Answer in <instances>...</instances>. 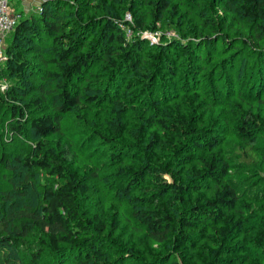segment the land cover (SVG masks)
I'll list each match as a JSON object with an SVG mask.
<instances>
[{
  "label": "trees",
  "instance_id": "1",
  "mask_svg": "<svg viewBox=\"0 0 264 264\" xmlns=\"http://www.w3.org/2000/svg\"><path fill=\"white\" fill-rule=\"evenodd\" d=\"M84 1L86 6L80 7L78 15H86L92 4V0ZM137 1L139 5L151 6L150 17L156 21L169 20V23L175 22L178 16L180 19L179 12L186 4V0ZM137 1L133 2L132 9L139 8ZM212 2L226 15H235L239 23L256 34V39H264V0ZM52 3L44 1L39 15L20 20L6 40L4 52L8 60L0 67V79L8 81L6 90L2 91L0 85V144L19 142L25 149L21 154L0 153V264H24L16 260V254H20L25 239L36 233L40 234L42 247L28 255V264H117L106 255L103 247L104 242L109 241L104 222L90 218L80 210V202L90 192L87 176L71 172L66 162L68 150L53 148L48 142L63 134L67 115L105 99L101 84L109 79V74L111 79L118 75L121 66L118 62L135 65L140 46L150 44L139 37L127 40L116 24L123 18L111 7L105 11L102 22L100 17L84 21L69 14L70 3ZM136 22L137 30L143 28V19L137 17ZM201 27L207 43H203L197 56L195 53L191 56L199 67L187 68L188 73L181 78V85L170 86V98L166 99L164 106L160 108L156 104L149 113L134 110L139 114L138 126L132 131L133 139L123 140L126 126L123 117L127 115L128 107L114 101L112 117L107 121L110 134L100 133V138L102 143L116 147L112 153V160L116 162L146 145L145 155L147 152L155 154L154 150L158 148L172 153L163 166L143 159V164L122 174L129 179L124 192L126 198L131 199L138 231L150 242L143 240L145 244L161 245L182 237L181 244L192 245L194 249H189L194 252L203 242L217 241L218 244L211 246L205 243L199 253L193 254L200 257L197 264H245L253 248L264 253V224L257 225L253 213V205L264 202V182L258 174L264 156L256 146L262 129L259 121L251 115L235 119L233 129L228 127L229 119L224 114L218 115V120H212L210 124L199 126L196 124L199 117L194 110L200 109V100L182 102L184 96L181 93L195 92L193 96H198L204 77V67L200 66H207L219 39H222L214 38L221 34L217 31L221 26L210 16L203 18ZM89 33H96L98 37L88 50ZM44 39L46 42H42ZM241 40L245 44L248 42L247 39ZM175 46L182 53L191 47L178 40L173 41ZM46 52L47 56L50 55L48 58ZM99 53L111 70L105 77L91 72ZM33 59L37 61L32 64ZM37 62L41 70L36 74L39 81L34 82L32 77L36 72L34 68H38ZM153 65L160 66L157 62ZM228 66L232 67H216L223 79ZM152 77V74L145 77L146 88L152 85ZM222 87L223 84L218 82L214 92L204 97L200 104L209 108L216 98L224 102L225 97L220 95ZM160 91L163 97L168 93L165 86H161ZM241 95L242 92L237 97ZM189 112L194 113L190 119L186 118ZM230 130L240 144L234 140L232 156L223 157L224 136ZM233 154L236 160L232 159ZM179 165L190 167L181 174L182 169L176 170ZM237 167L241 171L250 170V175H232L231 170ZM165 173L175 181L168 183L163 177ZM40 174L50 183L40 187L39 198L33 202L25 196L31 192V182L34 183ZM147 176L156 179L158 187H148L141 196L133 197L137 184L144 188ZM178 176L184 181H178ZM207 193L210 196L206 197ZM230 239L234 243L228 246ZM250 241L255 242L249 245ZM169 257L168 263L178 264L174 254ZM157 262L155 264H160Z\"/></svg>",
  "mask_w": 264,
  "mask_h": 264
},
{
  "label": "rangeland",
  "instance_id": "2",
  "mask_svg": "<svg viewBox=\"0 0 264 264\" xmlns=\"http://www.w3.org/2000/svg\"><path fill=\"white\" fill-rule=\"evenodd\" d=\"M44 1L46 2V0ZM51 1L53 3L55 1L70 3L69 14H74V17L79 16L84 21L101 18L99 21L102 22L105 11L111 7L114 13L120 14L123 18L119 20L120 22L117 20L116 24L126 34L127 40L139 37L150 44V46L147 44L140 46V50L134 59L137 62L134 63L135 65L130 66L129 64L118 62L119 66L121 65L118 75H113L111 79L109 74L110 80L106 79V82L101 84L102 89L105 90V99L97 103V105L83 106L79 112L67 115L63 123V134L50 139L48 142L49 146L51 145L53 148L59 150L67 149L66 162L69 170L79 176L85 175L89 180L90 192L80 202V210L90 218H99L104 222L107 227L105 235L109 241L104 242L105 245L103 247L106 255H110V258L114 262L116 261L117 264H155L157 261L160 264L164 262V264H170L168 263L170 254H174L178 264H197L200 257L193 254L199 253L206 242H203L202 246H198V249L194 252L189 249H194L192 245L189 247L181 244L182 237L180 239L176 238L175 242L171 240L161 245L145 244L147 241L144 234L138 231V226H136V218L133 216L130 204L131 199L126 198L124 192V188L129 185V179L124 178L122 174L131 172V169L138 164H143V159H150L157 165L163 166V163L170 159L172 153L158 148L154 150L155 154L147 152L145 155L143 151L147 149L146 145L130 152L128 156H122L120 162H116L115 159L114 162L112 153H114L116 147L102 143L100 133L110 134L107 121L112 117L111 108L113 102L119 101L128 107L127 115L123 117L124 122H126L123 140L133 139L132 131H135L138 126L136 123L138 121L137 116L139 117V114L134 110L149 113L156 104L162 108L166 99L170 98L169 94L172 89L170 86L181 85V78L184 73H188L187 68L199 67L194 58L191 60V56L193 53L197 56L203 43H207L206 37L201 32V26L203 18L210 16L216 24L221 26L217 30L221 34L214 36V38L221 37L222 39H219L216 48L213 50V57L210 58L207 66H200L204 67L202 70L204 77L201 78L203 82L200 84L201 88L198 90V96H193L195 92L188 95L181 93L180 95L184 96L182 102L191 103L193 100H200V109L194 110L198 115L197 118L199 117V121L196 123L199 126L210 124L213 122L212 120H218V115L224 114L225 118L229 119L228 127L233 129L235 119L240 116L241 118L247 117V115L253 116L256 121H259L262 129L261 135L256 140V146L264 156V39H256V34L254 35L252 30L239 23L235 15L230 13L226 15L223 10L213 4L212 0H186L185 8H182L179 12V15L181 14L180 19L178 16L175 22L170 23L169 20L156 21L150 17L151 6L145 3L139 5L137 0H92L90 1L92 4L88 9V13L83 16L78 15V12L80 7L86 6L84 0ZM135 1H137L139 8L132 9L131 7ZM43 2H35L30 7V10H25L24 5L19 0H12L10 4L17 13H21L23 17L26 15L29 17L30 15H39L42 12ZM137 17L143 19L144 22L143 28L140 30L136 29L138 28ZM178 21L179 23L176 24ZM183 27H185V30ZM43 37L46 36L43 35ZM97 37L98 34L96 33L88 34V50L92 49ZM241 38L247 39V44L243 43ZM46 40L44 39L42 42H46ZM175 40L185 45L189 44L191 47L182 53L177 46L173 47V41ZM97 51L99 50L97 49ZM47 53L46 58L50 56H47ZM116 58L119 60V57ZM35 60H31L32 64ZM155 62L160 66L154 67L153 64ZM36 65L38 66L37 69L33 67L36 71L34 73L35 76L32 77L34 82L39 81L36 78V74L40 73L39 70H41V65L38 62ZM224 65H232V67L228 66L224 72L226 75L223 79L220 71H216V67ZM91 67V72L101 74L103 77L111 72L108 66L104 64L101 53H99L98 60ZM149 74L153 75V83L150 81L152 87L146 88L144 81H146L145 77ZM218 82L223 84L220 95L225 97L224 102L220 98L214 99L212 106L214 108H208L200 104L203 102L202 99L204 97L214 92ZM7 83L8 81L5 79H0L2 86L6 87ZM84 84L81 83V85ZM161 86H165L168 89L165 97L162 95L163 92L160 91ZM175 89L177 94L179 92L178 88L176 87ZM228 89L229 92L227 93ZM240 92H242L243 96L237 97ZM183 109H181V112ZM193 114L191 112L187 113L186 118L189 117L190 119ZM210 114L212 115L210 116ZM182 115H184L183 112ZM234 140H238L235 143L240 144L239 139L233 137L231 130L227 131L226 137L224 136V146L221 150L223 157L232 156ZM27 143L30 144L28 140ZM0 150V153L10 151L15 154H21L25 151L19 142L15 144L6 143V141L0 144ZM232 159L236 160L234 154ZM189 167L182 168L179 165L176 170L182 169L181 174H183ZM260 168H258L261 170H258V174L261 181L264 182V161L263 166H260ZM249 171L246 169L241 171L237 167L231 170V174L249 176ZM163 177L168 183L175 181V178H172L168 173L163 174ZM178 177V181H184L182 177ZM145 181L144 188L140 186V183L137 184L135 192L132 193L133 197L141 196L148 187H158L156 179L152 177L147 176ZM1 183L0 178V185ZM48 183H50V180L40 174L34 183L33 181L31 182V192L25 197L36 202L37 198H39L40 187ZM3 184L8 186V183L4 182ZM205 196H210V193ZM253 207H255L253 213H255V218H257V225L264 224V202L259 205H253ZM181 235H184V233H181ZM39 237L40 234L36 233L33 237L25 239L24 246L19 252L20 254H16V260L19 263L28 264V255L37 252L42 247ZM197 242L200 243L199 241ZM254 242L250 241L249 245H253ZM213 243L218 244L217 241H207L205 245L211 246ZM232 243L234 242L230 239L227 245H232ZM208 246L206 249H209ZM249 255L245 264H264V253H260L257 248H253Z\"/></svg>",
  "mask_w": 264,
  "mask_h": 264
},
{
  "label": "built area",
  "instance_id": "3",
  "mask_svg": "<svg viewBox=\"0 0 264 264\" xmlns=\"http://www.w3.org/2000/svg\"><path fill=\"white\" fill-rule=\"evenodd\" d=\"M12 0H0V66H3L8 57L5 51L6 40L8 36L14 32L16 27L20 24V20L23 18L22 14L17 13L15 8L10 4ZM19 1H28L32 6L35 2L42 3L43 0H19ZM41 10V8H39ZM131 36V35H129ZM1 85V84H0ZM2 91L8 88L2 86Z\"/></svg>",
  "mask_w": 264,
  "mask_h": 264
},
{
  "label": "crops",
  "instance_id": "4",
  "mask_svg": "<svg viewBox=\"0 0 264 264\" xmlns=\"http://www.w3.org/2000/svg\"><path fill=\"white\" fill-rule=\"evenodd\" d=\"M21 3L24 5V7H25L24 9H25V10H27V9L30 10V7H31L32 5L29 4L28 1H23V2L21 1ZM26 12H27V11H26ZM25 17H27V15H26Z\"/></svg>",
  "mask_w": 264,
  "mask_h": 264
}]
</instances>
